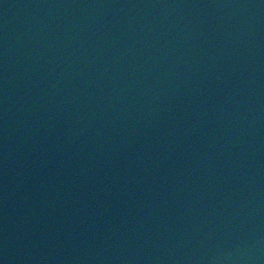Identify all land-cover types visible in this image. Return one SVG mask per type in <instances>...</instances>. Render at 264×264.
I'll use <instances>...</instances> for the list:
<instances>
[{"label":"water","instance_id":"obj_1","mask_svg":"<svg viewBox=\"0 0 264 264\" xmlns=\"http://www.w3.org/2000/svg\"><path fill=\"white\" fill-rule=\"evenodd\" d=\"M0 264H264V0H0Z\"/></svg>","mask_w":264,"mask_h":264}]
</instances>
